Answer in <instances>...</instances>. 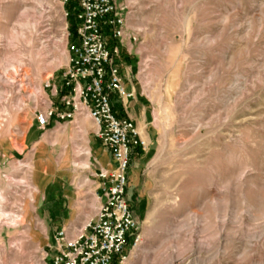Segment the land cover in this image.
<instances>
[{
    "label": "rangeland",
    "instance_id": "obj_1",
    "mask_svg": "<svg viewBox=\"0 0 264 264\" xmlns=\"http://www.w3.org/2000/svg\"><path fill=\"white\" fill-rule=\"evenodd\" d=\"M127 5L138 41L125 63L151 145L141 169H127L140 241L123 264H264V0ZM65 10L62 0H0V264H40L44 194L63 184L89 197L84 181L98 166L88 119L83 131L69 124L78 134L66 141L47 127L54 144L37 164L22 144L51 98L44 81L67 64Z\"/></svg>",
    "mask_w": 264,
    "mask_h": 264
},
{
    "label": "built area",
    "instance_id": "obj_2",
    "mask_svg": "<svg viewBox=\"0 0 264 264\" xmlns=\"http://www.w3.org/2000/svg\"><path fill=\"white\" fill-rule=\"evenodd\" d=\"M127 17V0H77L75 38L67 42L68 59L60 82L44 81L49 97H57L58 103L50 98L34 113L37 127L45 131L52 119L75 125L80 118L90 120L93 135L111 153L113 167L92 166L86 181L97 180L92 189L94 213L73 231L60 228L55 253L50 259L45 254L40 264H123L140 241L139 222L126 198L127 169L132 149L146 152L149 141L131 119L118 118L110 102L112 93L122 101L132 96L117 65L120 47L130 53L138 41ZM127 244L129 250L123 253Z\"/></svg>",
    "mask_w": 264,
    "mask_h": 264
},
{
    "label": "crops",
    "instance_id": "obj_3",
    "mask_svg": "<svg viewBox=\"0 0 264 264\" xmlns=\"http://www.w3.org/2000/svg\"><path fill=\"white\" fill-rule=\"evenodd\" d=\"M113 43L114 41L111 40L110 44ZM131 53L132 51L129 53L126 47L121 46L120 58L117 60V65L119 67L120 75L122 76L124 88L127 92H132V96L127 100L122 101L117 97L115 93H112L110 95L111 107L113 113L118 118L131 119L140 130V133L148 139L150 146L151 136L149 134V131L146 130L149 125V122L147 121V107L142 103V92L140 91L138 80H136L138 79L137 75H130L129 68H131V65L125 63V59L128 58ZM51 79L52 83L54 84H59L60 82V76L59 79H57V82H55L54 78ZM48 93L49 90H47V95ZM52 101L54 104L57 105L58 98H52ZM83 119L84 118L78 119L76 124H78V122L84 121ZM66 122L67 124H65V126L61 130L59 128L56 129L55 125L57 124V122L55 119H52L50 122V126L53 130L49 131V133L52 134V137L58 139V141H66L68 138H72V136L77 137L76 130H72L69 126V124H72V122L63 121V123ZM143 129H145V131H143ZM45 134L46 131L40 130L36 124H34V126L33 124H30L25 131L22 144L24 145V149L33 146L31 149H33L34 151L33 159L34 161H36L35 164H37L38 161H40L44 157V155L48 153V146L51 145V143L54 144V142L50 143L43 138ZM87 143L91 152L92 160L96 163V165L106 169H110L113 167V161L109 149L104 146L97 137L92 134V139H88ZM21 146L22 145H20V147ZM5 148V146L0 145V163L3 162L2 156H5V154H3L4 152L2 151H4ZM15 150L17 151V153H20L19 150ZM23 151L24 150H22V152ZM147 152L148 151L143 152L139 148H133L130 155L129 166H132L133 163L139 162L141 169L142 165L145 162ZM35 170L40 171L39 168H35ZM44 171L45 170L43 169L41 172ZM87 182L88 181L86 180L84 181V183ZM96 182L97 180L94 179L91 180V182L89 183L90 189L86 192V196L89 195V197L87 198H85L83 194L78 195L77 191H73L69 185L63 184L58 190H51L48 194H44L47 198L44 199V205L42 207V210L44 213L49 212V217H47V219L43 218L42 221L45 225L47 232L46 235L42 238V240L35 241H37L39 245H41L42 249L44 248L48 259H50L56 251V232L62 227L69 229V231H73L79 228L85 222V220H87L94 213V208L97 203L95 200L92 199L94 197H91V195L92 189L95 186ZM128 203L134 213L133 204L135 203V201L128 200ZM85 208H88L89 211H85ZM59 212L64 214H62L61 216L56 215V213ZM52 213H54L55 215L53 216ZM53 229H56L54 233L52 232Z\"/></svg>",
    "mask_w": 264,
    "mask_h": 264
},
{
    "label": "trees",
    "instance_id": "obj_4",
    "mask_svg": "<svg viewBox=\"0 0 264 264\" xmlns=\"http://www.w3.org/2000/svg\"><path fill=\"white\" fill-rule=\"evenodd\" d=\"M77 10V4H73L71 0L66 3L68 29L71 35V39L75 38V11Z\"/></svg>",
    "mask_w": 264,
    "mask_h": 264
},
{
    "label": "bare ground",
    "instance_id": "obj_5",
    "mask_svg": "<svg viewBox=\"0 0 264 264\" xmlns=\"http://www.w3.org/2000/svg\"><path fill=\"white\" fill-rule=\"evenodd\" d=\"M84 120V119H83ZM79 128L81 129V131H83L82 126H83V121L82 122H78ZM78 153V152H77ZM80 155H85V156H89V149L84 150V151H80L79 152ZM86 163H81V166H86ZM35 169V166L33 167Z\"/></svg>",
    "mask_w": 264,
    "mask_h": 264
}]
</instances>
